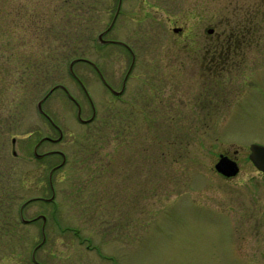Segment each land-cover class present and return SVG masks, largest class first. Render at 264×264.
Returning a JSON list of instances; mask_svg holds the SVG:
<instances>
[{"label": "rangeland", "instance_id": "374dc122", "mask_svg": "<svg viewBox=\"0 0 264 264\" xmlns=\"http://www.w3.org/2000/svg\"><path fill=\"white\" fill-rule=\"evenodd\" d=\"M118 1L0 0V264H264V0ZM235 4L257 40L205 75Z\"/></svg>", "mask_w": 264, "mask_h": 264}, {"label": "flooded vegetation", "instance_id": "af4514ba", "mask_svg": "<svg viewBox=\"0 0 264 264\" xmlns=\"http://www.w3.org/2000/svg\"><path fill=\"white\" fill-rule=\"evenodd\" d=\"M108 30H106V31H108ZM229 34H231V32L222 31V33L218 34V36L216 37V40L221 41L220 43H224L225 41H230L231 38L229 37ZM209 35H211V34H209ZM210 37L212 38L213 36H210ZM208 41H209V39L206 38L207 43H208ZM106 42H115L117 44H121L119 41H113V40H106ZM122 44L125 47V49H127V51L131 54V61H132V59H134L135 57H134L133 51L131 50V47L129 45H127L126 43H122ZM240 47L241 46H239V45L238 46H232V45H223V44L217 45V46H210V47L206 46V48L204 49V53L202 55V63H201V67H202V69H204L203 74H205V75H207V74L217 75L218 73H220L221 70H223L226 67V64L229 63L230 59L237 57V54H239L237 49H240ZM225 51H228L230 53H225ZM92 65L94 66V68L97 71V67L94 64H92ZM97 73H98L99 77L101 78L102 82L105 84V86L109 89V91L113 95L120 96V95H123L125 93L128 95V91L126 89L127 85L125 84V82H126V79H127L129 72L125 75L126 78L124 77V79L122 81V85L120 88V90H121L123 87L122 92L120 94H117V95L113 93V91H115V90H113V88H111L110 85L106 81H105L106 83L103 81L104 78L102 79L103 76L101 75V73L98 71H97ZM123 82H124V85H123ZM91 106H92V102H91ZM92 108H93V106H92ZM133 111L137 114H139V113L142 114L141 110H133ZM92 120H93V118L92 119L88 118L86 120H81V121L84 123H90ZM36 149H37V147H36ZM60 154H62V153H60ZM23 222L28 223L29 221L25 220Z\"/></svg>", "mask_w": 264, "mask_h": 264}, {"label": "water", "instance_id": "95a60500", "mask_svg": "<svg viewBox=\"0 0 264 264\" xmlns=\"http://www.w3.org/2000/svg\"><path fill=\"white\" fill-rule=\"evenodd\" d=\"M120 1H121V0L118 1V6H117V8H116V12H115V15H114L115 17H116V15H117V11L119 10V7H120V3H121ZM114 19H115V18H114ZM112 23H113V22H111V24L109 25V27H108L106 30H108V29L110 28V26L112 25ZM106 30H105V31H106ZM180 30H181V28H173V31H174V32H179ZM212 31H213V28H210V29L207 30V33H208V34H211ZM103 33H104V31L101 32V33H99V35H98V40L101 41V42H103V43H105L106 40H103V39H102V35H103ZM133 58H134V57H133ZM77 60H79V59H74V60H72V61L70 62V64H69V69H70V71H71L72 73H73L72 65H73V63H74L75 61H77ZM133 62H134V59H132V61H131V65H133ZM101 77H102V76H101ZM125 78H126V76H125ZM102 79H103V77H102ZM103 81L105 82L104 79H103ZM105 83H106V82H105ZM123 85H124V82H123ZM61 87H62V88L64 89V91L69 95L67 89H66L64 86H61ZM122 90H123V87H122V89L119 90V91H113V93L117 95V94H120V93L122 92ZM46 96H47V95H46ZM46 96H45V97H46ZM69 98H70L71 100H73V101L76 103V106H77V118H78L79 120H82L81 117H80V106H79V104H78V103L75 101V99L72 98L70 95H69ZM42 100H43V99H41V100H39V101L37 102V108L39 109V111H41L42 113H44V112L42 111V109H41V103H42ZM94 115H95V109L93 108V113H92L91 119L94 117ZM57 129H58V131H59V138H58V139H60V138L62 137V132H61V130H60L58 127H57ZM47 139H49V137L45 136V137H43V138L40 140V142H41L42 140H47ZM58 139H56V140H58ZM14 140H15V139L12 138V140H11L12 144L14 143ZM36 147H37V145L34 147V154H35V156H39V155L37 154V152H36ZM12 154H13V155L15 154V151H14V150H12ZM248 158H249V160L252 162V164L254 165V167H255L259 172L264 173V145L257 144V143H253V144H251V145L249 146V154H248ZM214 169L216 170V172H217L218 174L222 175V176L225 177V178H230V177L236 175L237 172L239 171V167H238L237 162H236L234 159H232V158H230L229 156L224 155V154H220V155H219L217 162L214 164Z\"/></svg>", "mask_w": 264, "mask_h": 264}, {"label": "trees", "instance_id": "16d2710c", "mask_svg": "<svg viewBox=\"0 0 264 264\" xmlns=\"http://www.w3.org/2000/svg\"><path fill=\"white\" fill-rule=\"evenodd\" d=\"M238 9L243 10L240 11L241 17L237 20V22H233V24L228 28V32H232L230 35V38L236 39L235 42L225 41L224 43H220L219 45H239L237 43V39L241 40L242 43H240V46L249 45L250 43L254 42V40H257L258 35H256L257 31L260 29L259 27V20L257 21V15L255 7H260L261 5H255V6H249L246 9H242V5L235 4ZM262 14H264V9L262 11ZM27 16V15H26ZM33 16V13H32ZM34 18H32V21L29 19H25L26 21V28L33 31L41 32V30L44 28L45 18H36V13L34 14ZM30 24V25H29ZM225 53H230L228 51H225ZM233 54V53H232ZM232 62L233 59H230Z\"/></svg>", "mask_w": 264, "mask_h": 264}]
</instances>
